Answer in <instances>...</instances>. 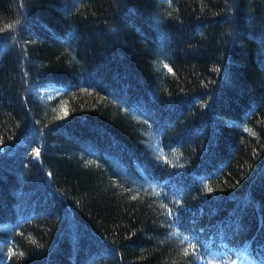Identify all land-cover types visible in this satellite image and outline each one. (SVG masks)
<instances>
[{
	"label": "trees",
	"instance_id": "trees-1",
	"mask_svg": "<svg viewBox=\"0 0 264 264\" xmlns=\"http://www.w3.org/2000/svg\"><path fill=\"white\" fill-rule=\"evenodd\" d=\"M236 262L264 264V0H0V264Z\"/></svg>",
	"mask_w": 264,
	"mask_h": 264
},
{
	"label": "rangeland",
	"instance_id": "rangeland-1",
	"mask_svg": "<svg viewBox=\"0 0 264 264\" xmlns=\"http://www.w3.org/2000/svg\"><path fill=\"white\" fill-rule=\"evenodd\" d=\"M60 91H61V89L58 86L51 85V86H47V87L43 88L42 90H40L39 96L41 98H48V97L57 95ZM236 264H245V263L244 262H236Z\"/></svg>",
	"mask_w": 264,
	"mask_h": 264
},
{
	"label": "snow or ice",
	"instance_id": "snow-or-ice-1",
	"mask_svg": "<svg viewBox=\"0 0 264 264\" xmlns=\"http://www.w3.org/2000/svg\"><path fill=\"white\" fill-rule=\"evenodd\" d=\"M169 71H171V69H169ZM39 151H37V156H39ZM209 191H211V189H209ZM169 215H172V213H169Z\"/></svg>",
	"mask_w": 264,
	"mask_h": 264
}]
</instances>
